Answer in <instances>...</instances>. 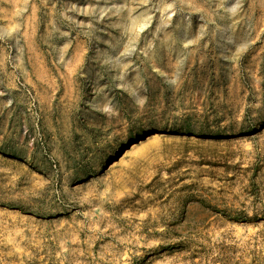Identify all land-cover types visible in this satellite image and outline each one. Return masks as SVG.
<instances>
[{
	"label": "rangeland",
	"instance_id": "rangeland-1",
	"mask_svg": "<svg viewBox=\"0 0 264 264\" xmlns=\"http://www.w3.org/2000/svg\"><path fill=\"white\" fill-rule=\"evenodd\" d=\"M0 264H264V0H0Z\"/></svg>",
	"mask_w": 264,
	"mask_h": 264
}]
</instances>
